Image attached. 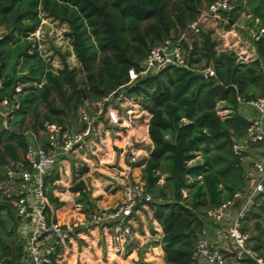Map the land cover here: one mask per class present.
Here are the masks:
<instances>
[{
    "label": "trees",
    "instance_id": "obj_1",
    "mask_svg": "<svg viewBox=\"0 0 264 264\" xmlns=\"http://www.w3.org/2000/svg\"><path fill=\"white\" fill-rule=\"evenodd\" d=\"M211 1L0 0V181L3 165L25 152V131L39 135L47 123L64 126L85 101L121 87L151 112L153 148L141 181L162 229L164 260L194 264L192 253L207 212L231 199L245 181V167L232 148L250 123L238 111L239 100L264 94V34L254 40L257 56L244 60L234 50H217L209 30L186 32ZM232 2L230 20L244 12L250 24L258 19L255 30L262 25L264 0ZM40 13L67 23L64 35L78 67L63 58L55 69L43 57L32 37ZM182 34L187 67L166 66L126 84L129 70H141L153 46ZM207 67L214 74L200 72ZM54 178H45L44 191L58 204L46 189V179ZM84 186L79 181L71 189L80 190L84 199ZM18 220L11 198L0 191V259L7 264H16L20 255L22 246L13 240ZM241 231L264 256V189Z\"/></svg>",
    "mask_w": 264,
    "mask_h": 264
},
{
    "label": "built area",
    "instance_id": "obj_2",
    "mask_svg": "<svg viewBox=\"0 0 264 264\" xmlns=\"http://www.w3.org/2000/svg\"><path fill=\"white\" fill-rule=\"evenodd\" d=\"M233 8L232 0H212L201 9L197 18L187 25L186 32L196 34L203 27H212L215 30L228 25V13ZM210 34L213 37V33ZM263 34L264 19L262 25L252 33V40ZM184 36L182 34L175 40L166 39L153 46L141 63V70H129V80L126 84L141 75L156 73L166 66L187 67L181 44ZM243 47L245 51L252 48L247 43ZM232 50L244 60L252 58ZM200 72L204 76L214 74L210 67L201 69ZM137 102V99L119 87L102 98L83 103L77 113L81 125L79 129H70L54 122L47 123L40 132L45 138H42V142L39 141V135L25 131V152L17 159H9L3 165L4 179L0 181V191L11 198L14 212L19 218L16 229L22 238L26 234L16 264H44L55 261L60 249L79 224L108 226L116 246L125 247L132 233L129 220L137 200H151L150 194L144 191L143 182L134 179L130 173L137 162V155L132 150L127 154L116 177L119 180L124 179L122 202L111 208L95 210L87 220L69 224L59 222L45 194L44 181L58 158L71 154H86L100 161V125L106 123V130L132 126L137 116L131 105ZM238 111L250 122L245 134L236 139L232 146L245 167V181L231 199L207 212L209 221L227 219V223L220 229L226 241L225 246L222 247L210 239L205 223L192 253L194 264H246L248 261L264 264V256L259 255L247 244V236L241 231L244 217L264 189V94L248 100H239ZM0 264H7V261L0 259Z\"/></svg>",
    "mask_w": 264,
    "mask_h": 264
},
{
    "label": "crops",
    "instance_id": "obj_3",
    "mask_svg": "<svg viewBox=\"0 0 264 264\" xmlns=\"http://www.w3.org/2000/svg\"><path fill=\"white\" fill-rule=\"evenodd\" d=\"M241 14L244 15V25L248 28L246 31L235 27L237 23H241ZM246 19H248V15L241 12L235 20H230L228 25L220 26L215 30L212 27H203V29L213 33V38L217 42V50L235 49L237 52L252 56L250 59H253L257 53L251 35L256 29L254 25L258 19H255L253 24L247 22ZM252 27L253 29H251ZM246 43L252 48L245 51L243 45ZM131 107L137 116L132 126L125 129L106 130V123L100 125L102 132L100 161L86 154H71L65 158H58L50 169L46 178L51 175L55 178L53 180L46 179V189L50 190L58 201V204L50 202L59 222L69 224L87 220L95 210L111 208L122 202L124 179L120 178L119 180L116 177L131 150L137 155V162L131 168L130 173L134 179L141 180L142 168L153 148V142L148 134L151 112L143 108L139 101ZM75 118L74 124L67 121L65 125L70 129H79L81 125L77 115ZM39 137V141L42 142V135L39 134ZM79 181H83L85 185L82 189L86 192L84 199L81 198L80 190L71 189V186ZM85 200L89 204H86ZM140 202L137 200L130 215L129 223L132 233L124 248L116 246V243L113 242L108 226L79 224L67 243L60 249L55 263L172 264L164 260V252L159 243L162 229L159 222L153 217V210L146 202ZM226 223L227 219L225 218L220 221H209L208 219L206 221L208 236L222 247L225 246L226 241L220 233V229ZM24 237L22 238L16 229L13 240L15 244H18L19 241V244H23Z\"/></svg>",
    "mask_w": 264,
    "mask_h": 264
},
{
    "label": "rangeland",
    "instance_id": "obj_4",
    "mask_svg": "<svg viewBox=\"0 0 264 264\" xmlns=\"http://www.w3.org/2000/svg\"><path fill=\"white\" fill-rule=\"evenodd\" d=\"M40 15V24L32 33V37L38 44V48L43 57L51 63L55 69L61 66L63 58L69 65L78 67L79 64L75 58L72 47L69 45L68 39L64 35V32L68 29L67 23L65 21L52 19L44 13H40ZM243 17L244 15L241 14V23H237L235 27H239L241 30L246 31L248 28L244 25ZM251 29H253V27ZM3 32V26H0V36ZM75 120L76 118L74 116L70 117L68 121L74 124ZM19 243L20 241L18 244Z\"/></svg>",
    "mask_w": 264,
    "mask_h": 264
}]
</instances>
